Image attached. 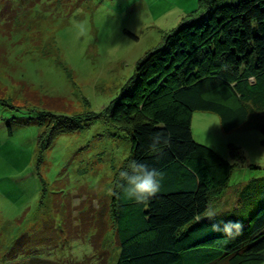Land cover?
<instances>
[{"label": "rangeland", "instance_id": "rangeland-1", "mask_svg": "<svg viewBox=\"0 0 264 264\" xmlns=\"http://www.w3.org/2000/svg\"><path fill=\"white\" fill-rule=\"evenodd\" d=\"M9 1L0 0V98L13 106L0 104V264H23L8 257L14 240L41 230L48 218L60 232L49 247L60 243L42 264H109L118 247L108 205L114 174L130 156V139L100 120L58 137L43 153L39 135L51 129V114L34 105L79 116L102 114L129 85L137 64L199 2L30 0L12 7ZM18 11L26 14L15 27ZM249 116L243 127L226 133L217 115H192L196 140L234 165L228 187L212 200L205 218L233 214L236 207L250 217L264 206V113ZM99 226L108 232L102 238ZM54 235L46 234L47 242ZM95 237L107 254L100 259Z\"/></svg>", "mask_w": 264, "mask_h": 264}, {"label": "trees", "instance_id": "trees-1", "mask_svg": "<svg viewBox=\"0 0 264 264\" xmlns=\"http://www.w3.org/2000/svg\"><path fill=\"white\" fill-rule=\"evenodd\" d=\"M11 1L13 7L30 0ZM198 2L197 11L165 33L160 46L137 64L129 85L102 114L79 116L34 105L51 114V129L39 135L43 153L58 137L104 120L130 139L128 159L163 175L160 191L138 204L122 195L119 172L127 161L114 174L108 208L118 249L109 264H264V206L250 217L239 215L236 207L233 214L205 218L212 200L228 187L234 165L197 141L191 122L196 112L215 114L223 131L230 133L243 127L250 114L264 113V0ZM24 11L17 12L15 27ZM0 104L13 109L7 100L0 98ZM261 134L264 146V125ZM155 136L168 141L162 152L150 150ZM97 228L100 238L108 233ZM49 233L55 234V240L47 242ZM59 233L54 220H43L41 230L14 240L8 257L42 264L58 248L60 241L53 250L49 246L57 236L60 240ZM92 242L100 259L106 251L96 243L97 237Z\"/></svg>", "mask_w": 264, "mask_h": 264}, {"label": "clouds", "instance_id": "clouds-1", "mask_svg": "<svg viewBox=\"0 0 264 264\" xmlns=\"http://www.w3.org/2000/svg\"><path fill=\"white\" fill-rule=\"evenodd\" d=\"M168 143L162 136H155L150 144L153 152H162L163 146ZM120 187L122 195L128 200L138 204L147 203L161 189L163 175L155 169L150 168L145 163L135 159H128L124 168L119 172ZM227 227L231 228L229 224Z\"/></svg>", "mask_w": 264, "mask_h": 264}]
</instances>
